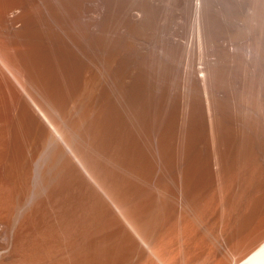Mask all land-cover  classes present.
I'll list each match as a JSON object with an SVG mask.
<instances>
[{"label":"bare ground","instance_id":"6f19581e","mask_svg":"<svg viewBox=\"0 0 264 264\" xmlns=\"http://www.w3.org/2000/svg\"><path fill=\"white\" fill-rule=\"evenodd\" d=\"M66 1L0 0V264H264V122L47 39Z\"/></svg>","mask_w":264,"mask_h":264},{"label":"rangeland","instance_id":"374dc122","mask_svg":"<svg viewBox=\"0 0 264 264\" xmlns=\"http://www.w3.org/2000/svg\"><path fill=\"white\" fill-rule=\"evenodd\" d=\"M66 5L68 13L59 19L64 26H52L45 16L37 22L46 38L56 33L64 41L103 39L127 55L121 58L128 69L164 101L177 96L179 102L172 103L185 104L193 97L211 110L214 105L242 117L256 114L264 122V0H68Z\"/></svg>","mask_w":264,"mask_h":264}]
</instances>
